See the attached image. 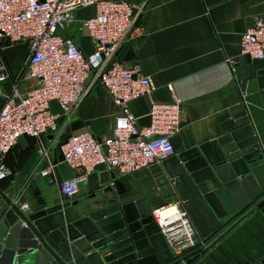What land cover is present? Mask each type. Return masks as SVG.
Here are the masks:
<instances>
[{"label":"crops","instance_id":"0c3cea01","mask_svg":"<svg viewBox=\"0 0 264 264\" xmlns=\"http://www.w3.org/2000/svg\"><path fill=\"white\" fill-rule=\"evenodd\" d=\"M127 1L138 6L134 26L143 28V32H134L117 59L125 65L138 64L155 86L148 97L128 103L138 124L149 123L150 101L171 100L166 86L172 84L181 99L182 112L180 130L170 139L175 152H179L221 134L223 123L231 118L230 109L243 102L262 154L249 166L258 184L264 187V104L257 94L256 83L249 82L241 91V81L234 73L241 56L242 34L255 18H264V0ZM94 13V6L79 7L74 18L79 21ZM59 33L71 37L84 55L95 49L93 40L79 29L77 22L68 24ZM27 57L26 43L3 45L0 64H5L8 78L0 82V95L8 93L13 82H18L21 90L29 86V82L19 80ZM50 109L60 113L55 100L50 101ZM118 110L108 90L96 85L69 119L58 118V132L43 138L48 157H40L35 138L21 136L5 158L10 173L0 179V218L9 207L7 198L19 209L22 203H27L29 208L22 211L26 215L69 199L62 195L58 183L81 170H72L62 162L61 142L81 130L91 131L99 140L106 138L111 134ZM50 164L54 165L53 171L42 176L40 171ZM115 178L124 187V192L118 195L121 203L144 198L151 211L170 203L180 206L163 163ZM93 192L88 188L87 178L83 179L77 198L91 203L97 198L87 200ZM105 197L114 198L116 194L108 192ZM230 217L231 214L220 218L225 225L205 242L204 249L186 252L185 260L197 253L200 256L191 264H257L264 259V213L252 204L231 220ZM196 238L201 240L197 233ZM180 259L170 264H182ZM21 264H30L29 258Z\"/></svg>","mask_w":264,"mask_h":264},{"label":"built area","instance_id":"2783aa9c","mask_svg":"<svg viewBox=\"0 0 264 264\" xmlns=\"http://www.w3.org/2000/svg\"><path fill=\"white\" fill-rule=\"evenodd\" d=\"M85 6H94V15L75 20L74 11ZM138 9L127 0H0V57L2 41L6 45L26 43L28 57L19 80L29 82L25 90L13 82L9 92L2 95L0 179L10 173L5 158L21 136L35 138L40 157H48L43 138L58 132V118L69 119L96 85L108 90L119 110L106 138L98 140L91 131L81 130L61 142L62 162L72 170H81L58 183L63 196L78 194L80 182L99 164L120 176L144 171L176 153L170 138L180 130L182 107L172 84L166 86L170 101H150L147 125H139L128 106L134 99L148 97L155 88L138 64L125 65L117 59L134 32H143V28L134 26ZM73 22L93 40L95 49L91 54L84 55L71 37L59 33ZM240 54L264 59V18H255L243 32ZM6 78V66L1 63L0 82ZM51 100L57 102L60 113L51 111ZM53 168L50 164L40 174L48 176ZM168 205L154 209L151 216L171 254L187 264L185 253L206 245L198 241L187 212L177 203L176 213L163 221L158 218L159 210ZM28 208L27 203L20 205L21 211Z\"/></svg>","mask_w":264,"mask_h":264},{"label":"water","instance_id":"95a60500","mask_svg":"<svg viewBox=\"0 0 264 264\" xmlns=\"http://www.w3.org/2000/svg\"><path fill=\"white\" fill-rule=\"evenodd\" d=\"M237 60L234 73L241 91L255 82L264 104V60L248 55ZM2 102L0 95V106ZM230 113L217 137L162 162L202 242L225 225L220 218L226 215L231 214V220L252 204L264 213V187L249 166L262 157L261 148L244 103L235 104ZM115 177L103 163L94 168L87 177L88 188L94 191L87 200L97 197L91 203L76 194L26 215L7 198L9 207L0 218V264H21L28 258L30 264H170L176 260L146 199L121 203L118 195L124 187ZM113 191L116 197H105ZM257 264H264V259Z\"/></svg>","mask_w":264,"mask_h":264},{"label":"bare ground","instance_id":"6f19581e","mask_svg":"<svg viewBox=\"0 0 264 264\" xmlns=\"http://www.w3.org/2000/svg\"><path fill=\"white\" fill-rule=\"evenodd\" d=\"M177 212V206L176 205H171L169 207H164V209H160L158 212V218L163 221V218H166L174 213Z\"/></svg>","mask_w":264,"mask_h":264},{"label":"rangeland","instance_id":"374dc122","mask_svg":"<svg viewBox=\"0 0 264 264\" xmlns=\"http://www.w3.org/2000/svg\"><path fill=\"white\" fill-rule=\"evenodd\" d=\"M3 45H6V42L5 41H2ZM2 51V50H1ZM200 248L199 247H196V248H193L192 250L190 251H199ZM189 252V251H188Z\"/></svg>","mask_w":264,"mask_h":264},{"label":"trees","instance_id":"16d2710c","mask_svg":"<svg viewBox=\"0 0 264 264\" xmlns=\"http://www.w3.org/2000/svg\"><path fill=\"white\" fill-rule=\"evenodd\" d=\"M175 261V260H174Z\"/></svg>","mask_w":264,"mask_h":264}]
</instances>
